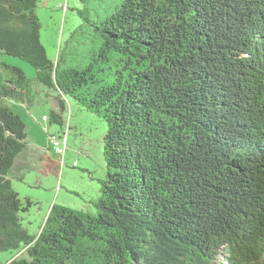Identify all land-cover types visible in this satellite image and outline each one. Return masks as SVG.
Masks as SVG:
<instances>
[{"label": "trees", "instance_id": "obj_1", "mask_svg": "<svg viewBox=\"0 0 264 264\" xmlns=\"http://www.w3.org/2000/svg\"><path fill=\"white\" fill-rule=\"evenodd\" d=\"M37 1L0 0V57L104 120L105 176L95 213L54 204L28 231L31 202L8 176L26 124L5 102L28 82L0 60L7 264H264V0H116L85 64L67 68L46 55Z\"/></svg>", "mask_w": 264, "mask_h": 264}, {"label": "rangeland", "instance_id": "obj_2", "mask_svg": "<svg viewBox=\"0 0 264 264\" xmlns=\"http://www.w3.org/2000/svg\"><path fill=\"white\" fill-rule=\"evenodd\" d=\"M115 1L38 0L35 14L41 24L40 40L47 57L54 64L58 61L60 68L83 66L86 62L87 49H93L99 40V31L96 29L99 27V20L105 16L108 7ZM79 10L84 11L82 15H79ZM86 11H89V14ZM93 22H96L97 26ZM0 60L19 67L26 76L31 93L33 91L41 93L40 100H35L32 106L30 105L33 113L31 110L27 112L28 108L26 111L19 99L14 100L19 104L5 100L25 122L28 137L25 152L32 154L35 159L25 172L24 183L17 180L13 182L19 196L28 198L31 202L28 211L22 213V224L31 234L38 233L54 204L89 214L95 213L94 203L100 196L99 179L105 176L103 137L106 123L72 98L58 94L59 108L65 106L62 110L63 125L66 126L67 123L68 126L71 125L66 143L65 164L60 168V161L56 156L49 158L44 153L36 151L33 145H37L39 149L49 146L47 129L57 135L62 132L61 125L41 121L42 113L49 114L52 109V103L46 102L44 93L45 91L53 93V89L37 80L36 69L28 62L9 55L1 56ZM35 98L33 95L32 99ZM32 115H37L38 122L30 119ZM16 253L18 251L14 249L0 251V264H7V260ZM222 259L223 256L219 255L218 261L222 262Z\"/></svg>", "mask_w": 264, "mask_h": 264}, {"label": "crops", "instance_id": "obj_3", "mask_svg": "<svg viewBox=\"0 0 264 264\" xmlns=\"http://www.w3.org/2000/svg\"><path fill=\"white\" fill-rule=\"evenodd\" d=\"M30 91V88H28V91L26 92V90H22V96L21 97H19L20 99V104H21V102L22 101H24L25 102V104L27 105V108L29 109V111L31 110L30 109V105L32 104V103H34V101L35 100H40V92H37V91H33L32 93H30L29 92ZM53 91V93H51V92H49V91H45V100H46V102H48V101H50L51 103H52V109H51V111L52 110H54V111H58L59 110V96H58V92L57 91H54V90H52ZM33 95H35L36 96V98L35 99H32V96ZM14 100H16V99H14ZM14 100H11V102H15L16 104H19V102L17 103L16 101H14ZM42 100V99H41ZM51 100H53V101H51ZM63 105H65L64 104V102H63ZM32 106V105H31ZM65 107V106H64ZM24 108V107H23ZM25 109V108H24ZM26 110V109H25ZM27 111V110H26ZM28 112V111H27ZM31 112H32V110H31ZM33 113V112H32ZM42 115H48V113H42ZM41 115V116H42ZM37 116V115H36ZM35 116V117H36ZM61 116H62V118L64 117V112H62L61 113ZM30 119L32 120V121H34V122H38V118L36 117V119H32L31 117H30ZM49 124H51L50 122H48ZM64 124V119H62V125ZM69 124H70V122H69ZM71 126V125H70ZM27 134V133H26ZM28 137H26V139H27ZM34 145V147H35V149H37L36 151H40V152H42V153H44L45 155H47V156H49V158H50V156H55V153L53 152V151H51L50 150V148H49V146L48 147H46V148H38V146L37 145H35V144H33ZM27 150V148L25 147L23 150H22V152L16 157V159H15V162H14V165H13V167H12V169L10 170V172H9V178H10V181H11V183H12V186H13V182L15 181V180H17V181H21L22 183H24L23 182V179H25L26 178V176H24L25 175V172H26V170L28 169V166L31 164V163H33L34 162V157H33V155L32 154H30L29 152L28 153H26L25 151ZM50 161V160H49ZM27 175V174H26ZM14 188V187H13ZM1 256H4V257H7V255H1ZM12 258V257H11ZM10 258V259H11ZM10 259L9 260H7V261H10Z\"/></svg>", "mask_w": 264, "mask_h": 264}, {"label": "built area", "instance_id": "obj_4", "mask_svg": "<svg viewBox=\"0 0 264 264\" xmlns=\"http://www.w3.org/2000/svg\"><path fill=\"white\" fill-rule=\"evenodd\" d=\"M32 118L36 119V117L34 115H32ZM42 120L43 121H47L48 120V116L47 115H43L42 116ZM68 129L69 128H68V123H67V126L64 129V131H62L58 135L55 134V133L49 132L48 129L46 130L51 150H53V152L55 154H57V155H59L61 157V159H60L61 166L64 165L63 155H64V153L66 151Z\"/></svg>", "mask_w": 264, "mask_h": 264}, {"label": "clouds", "instance_id": "obj_5", "mask_svg": "<svg viewBox=\"0 0 264 264\" xmlns=\"http://www.w3.org/2000/svg\"><path fill=\"white\" fill-rule=\"evenodd\" d=\"M21 105H22L25 109L27 108V105L25 104L24 101L21 102ZM28 112H30L29 109H28ZM42 116H43V115H42ZM42 116H41V121H43V120H42ZM47 116H48V115H47ZM36 117H37V116H36ZM37 118H38V117H37ZM43 122H49V117H48V120H47V121H43ZM66 126H67V125H66ZM66 126H64V125L62 126V131H64V129L66 128ZM69 127H70V126H68V128H69ZM48 131H49V130H48ZM49 132H50V131H49ZM46 133H47V132H46ZM59 133H60V132H59ZM59 133H58V134H59ZM68 134H69V129H68ZM49 148H50V145H49ZM50 150H51V148H50ZM51 151H53V150H51Z\"/></svg>", "mask_w": 264, "mask_h": 264}, {"label": "bare ground", "instance_id": "obj_6", "mask_svg": "<svg viewBox=\"0 0 264 264\" xmlns=\"http://www.w3.org/2000/svg\"><path fill=\"white\" fill-rule=\"evenodd\" d=\"M30 91H31V90H30ZM30 91H29V92H30ZM30 93H31V92H30ZM47 123H48V122H47ZM18 194H19V193H18Z\"/></svg>", "mask_w": 264, "mask_h": 264}]
</instances>
